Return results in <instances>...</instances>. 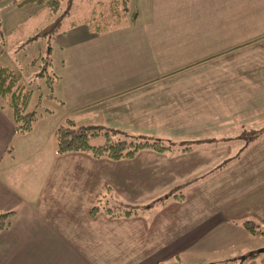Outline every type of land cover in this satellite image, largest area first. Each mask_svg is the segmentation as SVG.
Returning a JSON list of instances; mask_svg holds the SVG:
<instances>
[{"label": "crops", "instance_id": "1", "mask_svg": "<svg viewBox=\"0 0 264 264\" xmlns=\"http://www.w3.org/2000/svg\"><path fill=\"white\" fill-rule=\"evenodd\" d=\"M250 1L130 0L133 20L55 34L53 97L32 129L16 133L0 101V212L15 210L0 264H220L264 251L242 226L264 229V192L218 180L264 138V121L234 126L241 95L264 85L247 53L264 38L245 44L254 34L236 29ZM67 118L171 148L117 161L57 154ZM95 204L119 213L90 214Z\"/></svg>", "mask_w": 264, "mask_h": 264}, {"label": "rangeland", "instance_id": "2", "mask_svg": "<svg viewBox=\"0 0 264 264\" xmlns=\"http://www.w3.org/2000/svg\"><path fill=\"white\" fill-rule=\"evenodd\" d=\"M18 1L0 0V34L2 35L0 39V64L10 66L19 71L26 87L32 90L28 109H33L39 97H44L40 104L42 108L40 106L37 107V111H41L47 105L49 106L47 94H52V89L46 83L47 76L40 75V72L43 71L42 67L45 65L49 73L55 74L58 71L60 51L56 46L55 35L53 37L46 35L34 37V35L43 26L52 22L55 16L50 15L48 9L43 5L29 3L19 6L16 5ZM95 1L70 0L69 2V0H61V10L70 11L69 15L64 16L61 29H66L71 22H75L76 24L83 23L85 17L89 16ZM250 2V12L244 13V19L249 18L247 19L248 22L236 25V29L243 28L245 32H251L254 35L264 34V0H251ZM254 35L250 39L254 38ZM247 53L253 57H257V59L258 57L261 59V61L250 65V67H254L252 72L258 75V78H264V40L254 44ZM42 58H45L44 62ZM46 60L51 62L50 67L46 64ZM241 97L243 98L241 101V113L239 117L234 118V123L236 121L234 126L238 123V120L252 123L264 121V85L258 94L245 92ZM255 97H258V101L253 99ZM235 109V112L240 110L239 106H236ZM205 152H210V149L205 150ZM218 176L219 182L225 181L227 178L232 179H229V181H232L231 184L235 185L233 186L235 189L264 192V138L258 141L251 150L242 155L236 165ZM216 178H213V180ZM211 185V181L208 180L203 183L202 188L209 191ZM204 194L206 196L210 192ZM112 207L113 209H117L115 205H112ZM262 208H264V205ZM263 255L264 251L256 254L255 264H264L263 258L260 257ZM169 263H173V261L167 262V264ZM220 264L252 263H249V259L240 260V258H237L235 261L232 260Z\"/></svg>", "mask_w": 264, "mask_h": 264}, {"label": "trees", "instance_id": "3", "mask_svg": "<svg viewBox=\"0 0 264 264\" xmlns=\"http://www.w3.org/2000/svg\"><path fill=\"white\" fill-rule=\"evenodd\" d=\"M129 1L130 0H96L89 16L85 17L83 23H85L91 31L101 32L125 23L128 20H133L135 12H129ZM29 3L43 5L48 9L50 15L55 16L53 21L43 26L34 37L38 35L53 37L60 30H65L61 29L63 18L65 15H69L70 11L61 10V0H19L16 5L22 6ZM98 5H100V7H98ZM72 23L75 22H71L70 24ZM1 37L2 35L0 34V39ZM263 38L264 35L253 38L245 44H250ZM42 59L44 62L45 58ZM46 64L50 67L51 62L46 60ZM42 70L40 75L47 76L46 83L48 87L52 89L53 82L56 78L55 74L52 72L49 73L46 65L42 67ZM31 93L32 90L26 87L19 71L10 66L0 64V101L2 105L10 109L14 123V131L16 133L30 131L35 121L38 119L39 112L37 111V107L39 106L41 97H39L33 109H28ZM47 97L53 96L49 93ZM117 134L118 131L116 130L101 128L96 125L77 127L72 119L67 118L64 122L59 124L54 131L56 152L57 154L66 152H87L94 158H107L117 161L133 158L143 149L163 152L171 148L169 145L164 144L162 140H141L138 136L121 138L118 137ZM175 197L181 199L182 196L176 195ZM100 208L101 206L99 204H95L90 207L89 213L94 214L99 211ZM101 209L106 210V212L111 215L119 213L109 207H102ZM125 213H129V211L123 212V214ZM14 214L15 210L0 212V230L9 226L10 220ZM242 226L252 235L264 236V229L259 228L252 220L243 221ZM256 254L258 253L247 254L245 258L249 259L250 257H255ZM155 264L164 263L156 262Z\"/></svg>", "mask_w": 264, "mask_h": 264}]
</instances>
